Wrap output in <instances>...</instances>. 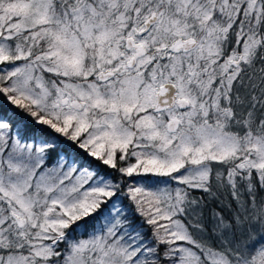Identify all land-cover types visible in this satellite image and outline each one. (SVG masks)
<instances>
[{"label": "snow or ice", "instance_id": "snow-or-ice-1", "mask_svg": "<svg viewBox=\"0 0 264 264\" xmlns=\"http://www.w3.org/2000/svg\"><path fill=\"white\" fill-rule=\"evenodd\" d=\"M0 264H264V0H0Z\"/></svg>", "mask_w": 264, "mask_h": 264}]
</instances>
